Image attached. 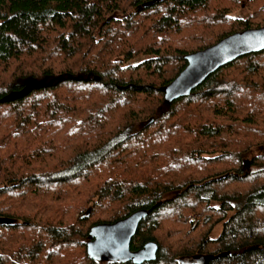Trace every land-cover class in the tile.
Instances as JSON below:
<instances>
[{
    "label": "trees",
    "instance_id": "trees-1",
    "mask_svg": "<svg viewBox=\"0 0 264 264\" xmlns=\"http://www.w3.org/2000/svg\"><path fill=\"white\" fill-rule=\"evenodd\" d=\"M243 2L0 0V264H264V50L160 89L264 24V0L230 15ZM140 209L130 248L155 259L88 252L93 225Z\"/></svg>",
    "mask_w": 264,
    "mask_h": 264
},
{
    "label": "water",
    "instance_id": "water-1",
    "mask_svg": "<svg viewBox=\"0 0 264 264\" xmlns=\"http://www.w3.org/2000/svg\"><path fill=\"white\" fill-rule=\"evenodd\" d=\"M261 50H264V24L235 31L212 45L186 54L184 68L169 83L160 87L164 100L170 102L189 94L210 73L224 64ZM146 213L147 211L140 209L113 222L93 225L89 232L91 239L88 242V252L96 259L105 260L130 259L142 263L155 259L158 245L153 240L144 242L136 249L130 248L131 239ZM4 221L0 217V223Z\"/></svg>",
    "mask_w": 264,
    "mask_h": 264
},
{
    "label": "rangeland",
    "instance_id": "rangeland-1",
    "mask_svg": "<svg viewBox=\"0 0 264 264\" xmlns=\"http://www.w3.org/2000/svg\"><path fill=\"white\" fill-rule=\"evenodd\" d=\"M248 2V3H247ZM244 4H242L240 7H238L236 10L230 12L231 16L234 17V18H242V19H245L247 18L250 14H251V10H250V7L249 5L247 4H251V0L250 2L248 0H244L243 2ZM115 15L117 17H122L123 14L120 13V12H117L115 13ZM145 56H140V57H136V58H131L129 59L128 61H126L125 63L126 64H129V63H135L137 61H140L142 58H144ZM258 166L257 165H253L250 161H248L247 159L244 160L243 162V168L245 170H251V169H255L257 168ZM221 231V222L220 223H217L216 226L214 227V229L212 230V232L210 233V235L212 237H216L219 232Z\"/></svg>",
    "mask_w": 264,
    "mask_h": 264
}]
</instances>
